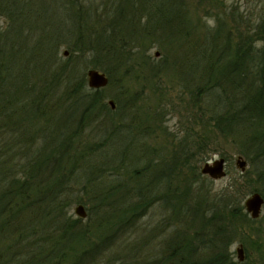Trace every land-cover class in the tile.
I'll return each mask as SVG.
<instances>
[{"label":"trees","instance_id":"obj_1","mask_svg":"<svg viewBox=\"0 0 264 264\" xmlns=\"http://www.w3.org/2000/svg\"><path fill=\"white\" fill-rule=\"evenodd\" d=\"M96 3L0 0V264H94L109 239L153 203L163 213L161 247L142 264H264V244L257 262L235 261L229 250L238 228L253 221L242 200L250 192L264 197V16L252 30H240L234 46L218 18L211 48L202 46V81L190 91L204 131L192 140L195 131L185 134L169 158L139 160L124 179L120 170V178L105 173L109 163L113 172L126 171L109 140H81L92 115L112 109L103 89H90L78 75L72 57L89 54L111 81L124 68L127 84L143 70L140 45L149 46L135 43L148 29L173 46L189 39L177 28L184 27L186 7L184 0H102L105 20ZM60 47L71 51L61 63ZM213 134L257 161L256 177L247 167L243 182L213 194L199 169L215 152L206 142ZM74 203L89 205L93 225L69 216Z\"/></svg>","mask_w":264,"mask_h":264},{"label":"rangeland","instance_id":"obj_2","mask_svg":"<svg viewBox=\"0 0 264 264\" xmlns=\"http://www.w3.org/2000/svg\"><path fill=\"white\" fill-rule=\"evenodd\" d=\"M96 2L99 5L98 12L102 11L104 15L102 19H104L106 16L102 0H96ZM184 2L185 24L183 28L179 25L177 28L184 35L188 33L189 39H181L179 45L173 46L168 44L164 37H159L160 30L155 32L148 29L147 32L150 33L135 43V45H140L146 42L149 46L147 50L145 45H140L144 67L138 73L139 78L136 80L126 79L128 82L126 84L125 79L121 78L124 68H119L111 81L103 69L93 67L94 59L89 54L78 56V58L76 55L72 57L80 77L86 78V72L89 69H97L109 78L108 85L102 88L101 93L109 109H112L109 104L110 100L114 101L115 108L104 111L102 115L94 113L90 118L89 126L81 134L83 135L81 140L85 143H95L102 139L109 140L111 156L116 160L124 156L122 166L125 165L126 171L119 167L113 172L112 165L109 163L106 175L115 173L116 175L112 177L120 178L123 177L120 176L122 172L123 178L126 179L125 175L128 172L139 167V160L169 158L174 146L182 141L185 134L195 131L189 137L192 140L194 136L196 137L197 131H204L200 117L201 111L196 103L194 105V102H191L190 98V91L202 81L200 78L204 65L202 46L206 45L211 48L208 44L213 40L211 32H215L218 18H222L225 22V32L231 33L234 46L238 41L236 35L240 30H252L264 16V0H184ZM233 18L236 20L235 23ZM142 23L144 25L146 19H143ZM66 51L67 54H64ZM58 52L60 63L71 57V51L66 47H60ZM103 63L110 67L115 64L108 61ZM134 118L136 120H133ZM126 123L131 124L130 129L125 127ZM117 124L123 125L118 131L129 129L128 132L126 131L125 135L117 132L114 129L118 126ZM210 139L206 142L214 146L215 152L208 157V160L199 163V169L205 162H212L223 157L226 159L227 171V175L218 180L205 175L211 180L210 186L213 194L221 193L233 181L243 182L245 180V177L241 178L245 171L242 172L236 167L238 156L247 162V167L252 172L250 176L256 177L259 171L257 161L250 163L236 145L219 134H213V138L211 136ZM118 162L114 164L117 165ZM115 182L116 179L107 183L112 185ZM232 193L236 194L234 190ZM251 194L252 192L242 200L243 207L244 201ZM81 195H84V192ZM78 204H72L68 212L69 216L74 219L79 218L74 211ZM83 205L87 216L82 218L81 223L93 225L95 221L93 210H90L89 205ZM246 214L253 221L248 222L249 224L244 223V227L238 228L241 232L236 237L233 236L229 250L235 261L251 263L259 261V250L261 244H264V205L257 219H252L247 212ZM162 215L157 203H153L145 215L136 217L135 224L130 225L120 236L118 235L116 240L115 238L109 239L108 248L104 252H96L97 255L93 256L94 264H142L144 259L157 256V251L161 247V238L157 237V224ZM240 245L243 247L242 261H239L237 253Z\"/></svg>","mask_w":264,"mask_h":264},{"label":"water","instance_id":"obj_3","mask_svg":"<svg viewBox=\"0 0 264 264\" xmlns=\"http://www.w3.org/2000/svg\"><path fill=\"white\" fill-rule=\"evenodd\" d=\"M67 54V51L64 52ZM158 52L156 53V56ZM87 86L90 89H101L108 85L109 78L104 73L97 69H89L86 72ZM111 108H115V103L113 100L109 101ZM236 167H238L242 172L246 170L247 162L241 157L238 156L236 159ZM200 172L202 175H206L211 179L218 180L222 179L227 175L226 171V159L221 157L213 160L212 162H205L201 168ZM264 205V197L259 192H253L250 196L246 198L244 201L245 211L250 215L252 219H257L260 216L261 210ZM76 215L80 218H85L87 216V212L85 210V206L83 204H78L74 209ZM243 247L237 249L238 259L239 261L243 260L242 257Z\"/></svg>","mask_w":264,"mask_h":264}]
</instances>
